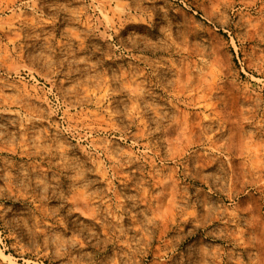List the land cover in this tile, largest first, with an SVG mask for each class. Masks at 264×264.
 I'll use <instances>...</instances> for the list:
<instances>
[{
    "label": "rangeland",
    "instance_id": "1",
    "mask_svg": "<svg viewBox=\"0 0 264 264\" xmlns=\"http://www.w3.org/2000/svg\"><path fill=\"white\" fill-rule=\"evenodd\" d=\"M0 264H264V0H0Z\"/></svg>",
    "mask_w": 264,
    "mask_h": 264
}]
</instances>
